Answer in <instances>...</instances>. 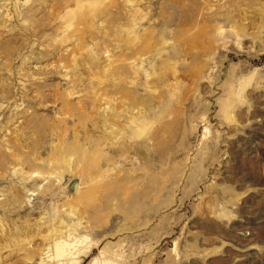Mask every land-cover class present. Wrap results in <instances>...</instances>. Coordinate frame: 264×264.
Wrapping results in <instances>:
<instances>
[{
    "label": "rangeland",
    "instance_id": "374dc122",
    "mask_svg": "<svg viewBox=\"0 0 264 264\" xmlns=\"http://www.w3.org/2000/svg\"><path fill=\"white\" fill-rule=\"evenodd\" d=\"M0 264H264V0H0Z\"/></svg>",
    "mask_w": 264,
    "mask_h": 264
}]
</instances>
